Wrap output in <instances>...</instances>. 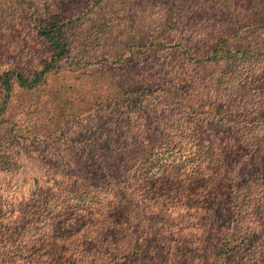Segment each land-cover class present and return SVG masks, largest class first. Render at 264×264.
Here are the masks:
<instances>
[{"label": "trees", "instance_id": "trees-1", "mask_svg": "<svg viewBox=\"0 0 264 264\" xmlns=\"http://www.w3.org/2000/svg\"><path fill=\"white\" fill-rule=\"evenodd\" d=\"M88 67L58 136L0 120V264H264V0H0V116Z\"/></svg>", "mask_w": 264, "mask_h": 264}, {"label": "rangeland", "instance_id": "rangeland-1", "mask_svg": "<svg viewBox=\"0 0 264 264\" xmlns=\"http://www.w3.org/2000/svg\"><path fill=\"white\" fill-rule=\"evenodd\" d=\"M108 77L105 69L88 67L78 72L53 73L32 91L12 87L0 116L2 130L11 128L14 135L43 139L58 136L102 98L113 95Z\"/></svg>", "mask_w": 264, "mask_h": 264}]
</instances>
